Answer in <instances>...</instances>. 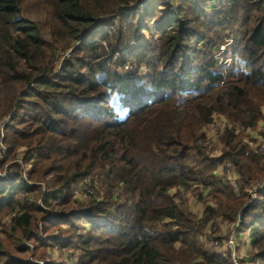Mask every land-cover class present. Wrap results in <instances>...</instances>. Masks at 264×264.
<instances>
[{"label":"trees","instance_id":"obj_1","mask_svg":"<svg viewBox=\"0 0 264 264\" xmlns=\"http://www.w3.org/2000/svg\"><path fill=\"white\" fill-rule=\"evenodd\" d=\"M124 9L132 12L116 22ZM236 30L247 71L232 77L214 55ZM143 32L155 44L138 45ZM135 61L150 75L127 82L114 72ZM263 107L264 0H0V121L10 115L2 144L32 160L28 181L17 168L0 180V225L7 218L10 233L35 249L73 251L75 264H233L230 249L215 251L219 239L198 238L211 221L238 218L232 231H249L250 255L264 264V192L255 204L246 192L264 181V156L234 133L256 128ZM215 115L232 127L209 159L196 142ZM226 162L237 191L214 175ZM85 178L101 195L93 187L81 203L72 188ZM193 186L215 205L203 219L170 195ZM12 250L29 253L23 244ZM12 257L0 240V263L32 264Z\"/></svg>","mask_w":264,"mask_h":264},{"label":"rangeland","instance_id":"obj_2","mask_svg":"<svg viewBox=\"0 0 264 264\" xmlns=\"http://www.w3.org/2000/svg\"><path fill=\"white\" fill-rule=\"evenodd\" d=\"M26 5L33 7V5L31 4V1H27ZM124 15L128 16V14H124ZM124 15H119L117 17H114V20L117 22L119 20V18H125ZM42 17H43L42 15H39L36 13H33L30 16V18L33 20H41ZM118 30H121V32H123L124 31V24L121 27H118ZM143 35H144V38L142 41L139 42L138 45L145 46V45H149L150 43L155 44V41L158 39L157 35L151 34L148 32H143ZM242 36H243L242 31L236 30V31H233L230 33V37L232 38V41H233V39L234 40L237 39L238 41H241L240 38ZM227 40H229V39H227ZM235 44H236V41L229 47L230 52L223 54L224 57L228 58V63L231 64V65L230 64L229 65L230 66L233 65L232 68L230 69L231 70L230 76H232V77L234 75H238L241 72L247 71L244 63L238 58L237 55L234 54L235 48H236ZM221 45H223V44H221ZM132 46H137V43L132 42L127 47H129L131 49ZM217 51H218V49H217ZM231 55H232V57H231ZM140 65L141 66L137 65L136 61L132 62V63L128 62L125 65H122V66L115 68L114 72L117 71L120 75H122L125 78V80L127 82H130L131 79L133 80L131 75L134 76V74H136V77H146V76L150 75L151 69H147L143 63ZM225 70L227 71L226 74H228V69H225ZM263 110H264V108H263ZM9 116L10 115L6 116L4 120L2 119L3 121L1 120L0 124L1 123L7 124L8 122H10L8 119ZM216 118L218 121L220 120L218 117H216ZM255 132H256L257 137L259 136V134H261V132H259L257 130V128L255 129ZM1 134L2 135L4 134V127L2 129H0V143L2 144ZM2 146L4 148H6L4 144H2ZM13 154H16L15 157H12ZM26 156H27V154H26L25 148L19 149V150H17V152L12 153V154H10L8 152L4 153L1 151L0 152V173L3 172L5 167H9L8 168L9 173L16 172V168H17L18 172L21 174V177L25 181H28V172L31 169L32 160L30 159V157L26 158ZM35 156H36V152H33L32 158ZM24 158H26V159H24ZM85 180L89 181L90 179L89 178L82 179V181L78 182V185H77L78 187L77 186L73 187V188L77 187L76 191H78V193L80 195L79 198L78 197L77 198L74 197V198L78 199L79 202H81V203H84L85 201H87V198L85 197V194L83 193L85 188L81 187L82 184L85 182ZM29 184H30V182H29ZM90 187L91 188L94 187V188L98 189V191L100 192V195H101V191L99 190L100 189L99 185L96 181L94 183L90 182ZM180 195H182L181 196L182 200H186V204H187L188 208L190 209V211L193 212V214L196 215L198 218L203 219L202 214L207 208L206 207L208 204L207 199H209V198L206 196H204V197L202 196V198H199V197H197L196 192L192 191L189 193V190L188 191L183 190V192H181ZM257 197L259 198V195ZM263 199H264V196H263ZM256 202H258V201H256ZM41 221H42V219L39 220V222H38L39 229L36 232V236L38 239H41L43 237V230H42V226H41ZM236 222H237V220H236ZM236 222H235V224L229 223L227 220H222L220 218H218L215 222L211 221V223L209 224V227H208V225L205 226V228L203 230V235H202L201 239L198 238V241L203 244L207 240L208 237H214V238L219 239L216 241L218 243V245H216L214 243V248H215V251L218 252V254L224 255V254L228 253V240L232 237L233 244H235V249H231V252L233 251L231 256L235 255L238 258H241L242 255H244L245 253H248V252H250L249 253V255H250L251 251H248L249 250L248 247H247L248 248L247 251L245 249H242V247H241L243 252L240 251V247H239L241 242H243L245 240L247 241L249 231L246 230L239 237H237V234H235L232 231L233 226L236 228ZM2 224H3V228H2V225H0V240L4 243L5 250L7 252H9V254L11 256H13L12 258H15L14 256H17V258L19 260H24V261L30 260L32 264H41V263L44 264V261L41 258H44L45 260H48V262H52L54 264H75V259L77 257V254L74 253L73 251H68L67 248L61 250V248L57 247V246H52V247L50 246V248L45 247L42 249L40 247H38L35 249L32 244L27 243L25 241L22 242L18 237L13 236L10 233V229L8 228V219L7 218L2 220ZM4 227H5V229L8 230V233L6 235L3 234ZM214 227L217 228L216 231L212 230ZM47 228L48 229L46 230V232L49 233L51 236H54L55 233L58 232V227L54 228V227H52V225H50ZM71 232L72 231H67L66 233L71 234ZM22 244H23V246L25 245L29 249V253H28V255H27V253H25L23 255L18 256L12 250V248H16L18 246H21ZM34 253H36L35 257H34ZM250 257H251V255H250ZM252 262L254 263V259H251L249 264H252ZM0 264H3V263H0ZM254 264H259V263L255 262Z\"/></svg>","mask_w":264,"mask_h":264},{"label":"built area","instance_id":"obj_3","mask_svg":"<svg viewBox=\"0 0 264 264\" xmlns=\"http://www.w3.org/2000/svg\"><path fill=\"white\" fill-rule=\"evenodd\" d=\"M151 3H152V1H151ZM151 3H150V5H151ZM142 7L143 6H141V8ZM145 7H149V4H147ZM131 12H132V10H130V9H124L118 13V16L124 15V14H130ZM233 43L234 42L231 39L227 40L223 45L219 46L218 51L214 55V60L217 62V67L222 68L224 73H227V71L225 69H228V71H230V68L233 66V65L230 66L231 64L228 63V58L224 57V55H223L225 53L230 52L229 47ZM69 54H70V51H68L64 57L68 58ZM234 54L236 55L235 52H234ZM231 57H232V55H231ZM224 82H225V78L223 79V81L220 84L222 85ZM263 108H262V113H263L262 120H260L256 126L257 130L259 132H261V134H259L258 137L256 136V132H255L256 128L250 129V128H246L244 126H238V125H236L234 127L235 135H240L243 138V142L247 145V148H248L247 151L253 155H256V156H264V137L262 135L264 132V110H263ZM216 117H218L220 120L218 121ZM9 118L10 117H8V119ZM4 124L5 123L0 124V129H2L4 127ZM231 127H232V125L225 118H223L221 116H217V115L213 116L212 122L207 127H205L202 131L203 138L197 140L196 145L204 148L209 159L217 158L220 155V151H221V147H222L219 143V136L224 132L225 129H228V128L230 129ZM3 137L4 136L1 134V142L3 140ZM0 146H1L0 152L1 151L4 153L8 152L7 148H4L1 143H0ZM247 155H248V153L246 154V156ZM8 168L9 167H5L3 172L0 173V180H9L11 178L13 172L9 173ZM214 175L217 178H219L220 180H222L223 182H228L231 186H233L234 190L237 191V183L239 181V176L235 170V166L231 162L216 163V169H215ZM90 182H91L90 180L89 181L85 180V182L81 186V187L85 188L83 193L85 194L86 198L91 197L92 195H94V192H95L94 188L90 187ZM77 187L72 188V193L74 194V196L76 198L77 197L79 198L80 195H79L78 191H76ZM197 188H198L197 186H193L192 188L189 189V193L192 191L194 192ZM181 192H183V190H181L180 188H173L170 190V195L176 196L180 199V198H182L181 197L182 195H180ZM197 192H198V193H196L197 197H199V193H201V198H202V196L208 197L207 193L203 192L201 190V188H198ZM246 192L248 193V195L251 198L250 204H255V202L259 200V198L257 196L261 192H264V181L259 183V184L252 185L249 189L246 190ZM207 200H208L207 205H210L211 207H215V205L213 203H210V199H207ZM210 223L207 224L208 227H209ZM238 223H239V219H237L236 227H237ZM216 229L217 228L214 227L212 230L216 231ZM215 244L218 245L217 242ZM228 249H230V251H231V249H235V244H233L232 237L228 240ZM232 252H231V255H232ZM231 259H232L233 264H243V263H241L240 258H238L235 255L231 256Z\"/></svg>","mask_w":264,"mask_h":264},{"label":"crops","instance_id":"obj_4","mask_svg":"<svg viewBox=\"0 0 264 264\" xmlns=\"http://www.w3.org/2000/svg\"><path fill=\"white\" fill-rule=\"evenodd\" d=\"M239 247H240V251H242V252H243L242 249H245V250L247 251L248 248H249L248 251H251V248H250V246H249V241H248V239H247V241L245 240V241L241 242V244H240ZM241 247H242V249H241ZM247 247H248V248H247ZM249 253H250V252L245 253L244 255H242L241 258H245L246 260H249V262H250V260L253 259V258L250 257ZM247 255H248V256H247ZM254 263H255V261H254ZM254 263L252 262V264H254Z\"/></svg>","mask_w":264,"mask_h":264}]
</instances>
